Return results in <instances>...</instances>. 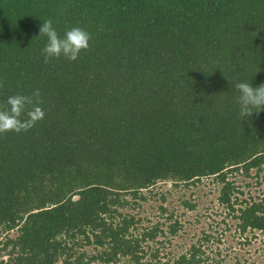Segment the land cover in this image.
I'll use <instances>...</instances> for the list:
<instances>
[{
	"label": "trees",
	"instance_id": "1",
	"mask_svg": "<svg viewBox=\"0 0 264 264\" xmlns=\"http://www.w3.org/2000/svg\"><path fill=\"white\" fill-rule=\"evenodd\" d=\"M48 18L89 49L45 64ZM0 80V105L39 89L45 113L0 135V264H221L205 232L175 254L159 187L205 178L238 232L264 235V196L229 179L264 173V111L236 103L237 83H264V0H0Z\"/></svg>",
	"mask_w": 264,
	"mask_h": 264
},
{
	"label": "rangeland",
	"instance_id": "2",
	"mask_svg": "<svg viewBox=\"0 0 264 264\" xmlns=\"http://www.w3.org/2000/svg\"><path fill=\"white\" fill-rule=\"evenodd\" d=\"M263 177L264 173L259 177L255 174L246 177L239 172L229 175V179L239 188V191H236L237 196L243 201L264 196ZM159 187L161 191H171L166 205L175 210V217L184 225L182 232L173 239L172 250L175 254L182 253L191 243L202 239L205 232L211 235V240L204 243V248L208 255L215 256L217 260L223 259L221 264H264V235L253 230H247L245 234L237 231L236 219L217 201L221 185L214 182L213 178H205L196 186ZM185 201L195 204V208L187 207ZM153 221L156 222L157 219L154 217ZM2 239L0 238V259L5 253L1 251V241H4ZM217 253H221V256L218 257Z\"/></svg>",
	"mask_w": 264,
	"mask_h": 264
},
{
	"label": "clouds",
	"instance_id": "3",
	"mask_svg": "<svg viewBox=\"0 0 264 264\" xmlns=\"http://www.w3.org/2000/svg\"><path fill=\"white\" fill-rule=\"evenodd\" d=\"M38 37H47V43L41 50L45 64L61 57L70 62L76 61L82 51L89 49L92 39L91 34L79 26L71 27L65 31L63 37L59 36L51 18L43 21ZM3 87L4 81L0 80V88ZM236 89L239 92L236 98L238 118L252 117L253 114L258 115L264 111V83L253 87L250 82H239ZM42 103L39 89L31 95L9 96L6 103L0 105V135L9 132L20 134L32 129L44 118L45 113L40 107ZM22 114H26V118L21 119Z\"/></svg>",
	"mask_w": 264,
	"mask_h": 264
}]
</instances>
